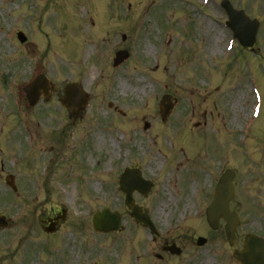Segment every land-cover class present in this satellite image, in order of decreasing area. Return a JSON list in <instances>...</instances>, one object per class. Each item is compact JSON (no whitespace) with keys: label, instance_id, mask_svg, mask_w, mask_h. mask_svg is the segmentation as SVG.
<instances>
[{"label":"rangeland","instance_id":"1","mask_svg":"<svg viewBox=\"0 0 264 264\" xmlns=\"http://www.w3.org/2000/svg\"><path fill=\"white\" fill-rule=\"evenodd\" d=\"M230 1L234 7L244 9L252 18L261 21L257 53L245 50L244 53L239 50V44L233 42L225 25L227 15L221 6L222 0H0V83L8 78L5 82L8 86H1L0 90V126L13 124L15 95L9 94V89H15L19 76L33 73L43 60L48 74L59 85L81 82L91 93L89 107L76 122L69 118L57 96L47 108L41 105L37 109L38 115L45 114L42 119L38 117L40 129L66 127L75 134L72 138L65 130L60 131L65 141L58 145L54 156L58 153L59 157L56 158L62 160L67 155L69 164L75 158L71 157L75 142L91 141L86 165L96 169L95 163L101 156L106 160L102 169L114 173L118 170L117 176L126 164L125 157L115 154L117 144L122 146L123 153L127 148L129 158L150 157L149 168L155 165V157L160 156L162 147L169 151L175 144L171 148L174 162L177 161V165L187 163L190 171L196 167H212V163L214 174H219L218 170L223 167L238 170L239 194H243L245 201V232L256 229L264 236V0ZM89 19L98 21L96 27L86 26L95 23ZM108 29L110 33H106ZM18 30L27 34L28 44L33 45L29 49L34 53L31 59L22 53L26 44L17 42ZM123 34L127 35L125 42ZM77 37L81 42L86 39L84 44H80ZM51 44L52 52L44 55L40 45L49 49ZM79 44L80 47L88 46L83 51ZM123 47L131 57L114 69L115 52ZM250 77L258 86L251 85ZM254 90L261 94V105L256 101ZM165 94L174 95L178 103L171 119L163 124L158 106ZM110 104L125 116L115 112ZM258 113L256 119L253 114ZM21 119L24 121L22 116ZM144 121L151 123L148 132L143 131ZM179 131L180 136L174 137ZM1 137L5 139L0 141V147L12 140L14 146L21 145L20 137L11 140L10 132ZM241 140L246 141L245 144L242 145ZM44 142L47 140H41L42 146ZM22 151L25 152V148ZM82 151L79 149L77 156ZM14 156V152H8L6 160L13 161ZM37 158L35 154L23 160ZM78 163L73 170L56 164L55 176L70 178L80 174L87 180L90 177L87 169L78 167ZM24 165L22 162L20 167ZM171 165L169 160L167 171ZM182 171L187 172L186 169L177 171L168 182L180 199L185 194L179 187L186 176L179 177L182 173L178 172ZM212 176L204 174L201 184L192 179L191 184L196 186L190 187L189 199L192 195L195 198L200 189L210 191ZM54 180L41 179L40 185L45 188ZM37 187L27 188L28 194L7 196L6 187L0 183V211L14 222L10 230L0 234V256L11 253L8 264H24L22 251L27 239H44L43 235L34 238L29 226L32 222L36 225V218L46 214L43 210L49 202L60 199L75 217H79L83 207L89 204L82 197H74L73 207L69 205L71 201L65 200L71 198L67 195L72 193L66 188L59 191L61 194H51L44 204L43 196L41 202L36 203L41 207L34 209L36 204L31 203L30 198L35 196ZM87 188L88 182L80 184L84 196L88 195ZM169 195L161 194L164 198ZM198 200L202 205V197ZM238 201H242L239 195ZM251 207L259 208L257 213L250 214L255 218L248 216ZM189 209L187 206L182 210L183 216L192 215L187 213ZM68 230L62 229L58 237L71 244L70 251L74 254L79 251V244L67 240ZM55 236L49 237L54 239ZM17 247L19 250H15ZM104 247L99 253L104 252ZM42 251H47L45 245L25 254V264H31L30 256L34 261L45 258Z\"/></svg>","mask_w":264,"mask_h":264},{"label":"flooded vegetation","instance_id":"2","mask_svg":"<svg viewBox=\"0 0 264 264\" xmlns=\"http://www.w3.org/2000/svg\"><path fill=\"white\" fill-rule=\"evenodd\" d=\"M136 201L142 200L144 197L138 193H135ZM205 232L202 236H197L196 232L187 230L182 227L176 228L170 235H166L163 227L158 228L156 235V246L151 247L147 242L143 243V251L138 254H129L124 262L116 260H105L104 264H221L225 263L228 258L229 252L234 249L228 245L222 244L221 229L218 231H212L206 226H200ZM192 230V228H191ZM220 233V235H219ZM207 239L202 247L198 246L197 239L203 237ZM220 240V241H219ZM177 246L182 249L183 254L176 255L168 251V248ZM237 246H241V241L238 238ZM140 248V250L142 251ZM134 256V257H133ZM100 262H88L86 264H99ZM65 264H68L67 262Z\"/></svg>","mask_w":264,"mask_h":264},{"label":"water","instance_id":"3","mask_svg":"<svg viewBox=\"0 0 264 264\" xmlns=\"http://www.w3.org/2000/svg\"><path fill=\"white\" fill-rule=\"evenodd\" d=\"M224 8L226 9L231 21L229 23L230 27L236 34V37L246 46L251 45L255 41L256 32H257V23H249L248 18L244 17L242 12H236L233 11L231 6L225 2L223 3ZM125 58V54H118L117 56V63H119L122 59ZM71 99L73 100L75 97H77V93L73 91L71 93ZM77 103H75V107ZM77 108H79V105H77ZM173 105L170 103V100L165 98L161 105V112L164 117H167L171 111H172ZM234 174L232 172H228L221 182V190L219 191V195L222 197V195L225 197V199L230 198L227 197V195L231 194V180L233 179ZM230 191V192H229ZM225 194V195H224ZM225 215H227L229 221L233 224L237 223L235 219V215L233 213H230L228 210L225 211ZM231 226V225H230ZM234 227V226H233ZM252 244V245H251ZM250 248L256 249L253 259L250 260L251 264H264V246L260 241H257V243L252 242L249 243ZM248 257V256H247Z\"/></svg>","mask_w":264,"mask_h":264},{"label":"bare ground","instance_id":"4","mask_svg":"<svg viewBox=\"0 0 264 264\" xmlns=\"http://www.w3.org/2000/svg\"><path fill=\"white\" fill-rule=\"evenodd\" d=\"M217 47H218V45H216ZM143 87V89H145V87L144 86H142Z\"/></svg>","mask_w":264,"mask_h":264}]
</instances>
